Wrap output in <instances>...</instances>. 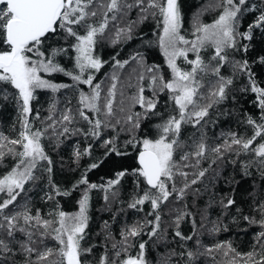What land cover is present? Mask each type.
<instances>
[{
	"label": "trees",
	"instance_id": "obj_1",
	"mask_svg": "<svg viewBox=\"0 0 264 264\" xmlns=\"http://www.w3.org/2000/svg\"><path fill=\"white\" fill-rule=\"evenodd\" d=\"M157 2L163 3L164 0H157ZM177 3L181 17L180 32L187 37H195L191 35L195 19L202 21L201 25H211L221 12V0H177ZM248 5H251L252 10L242 11V14L238 16L239 23L237 25V48L240 47V44H248L250 45L248 51L225 49L228 60L220 69V75L233 79V84L228 91V98L210 108L208 116L204 117L198 125L194 126L192 120L185 119L181 124L180 133L176 137L180 147L175 148V152L180 157L187 150L194 151L196 143L201 137L208 145V151L200 158L199 165L183 167L184 164H194L196 158L190 155L189 159L180 167V170L189 173L187 177L189 182L196 177L200 170H205L204 177H200L196 184H190L182 199L176 198L174 194L167 203L161 204L155 211L147 201L140 206L141 208L139 206L137 208L129 207L133 199L148 187L140 177L141 183L138 188L136 184L138 177L133 174V170L139 167L136 156L142 150L143 139L154 140V133L159 129V126L172 116L179 117V108L173 99L174 94L167 90H157L158 93L154 96L151 92V97L156 100V109L153 112H148L145 118L140 119L139 128H132L125 121L129 114L127 111L124 112V115L115 114L113 117L106 116V118L101 111L98 118L105 125L112 126H102L98 130L100 132L98 139L90 135L85 137L83 131H77L87 130L91 127L78 115L75 121L69 125L72 130L71 134L63 136L59 134L63 124L57 120L67 108H71L75 112L80 107L78 95L80 88L73 81L68 82L70 80L68 77L60 76L61 82L67 81L71 87L65 88L67 91L62 89L59 93L39 89L37 96L31 102L33 111L28 117L31 122H34L35 128L43 129L48 124L55 125L57 123L56 125H58L55 126V131L48 129L42 138L45 152L52 161L51 172L46 171L47 162L40 161L33 173L36 179L25 184L24 190L11 207L14 210H23L26 204L31 214L41 215L42 219L47 218L46 220L53 221L52 227H58L56 221L59 219V212L69 213L79 210L80 201L87 195L86 214L88 220L83 244L84 249L92 246V251L90 254L83 251L88 253L89 260H86V256L82 252V264H100L101 258L104 256L108 257L109 264H113V262L121 264L128 256L139 255V243L145 244L144 259L147 264H165L166 260L167 264H229L232 253L227 256L224 254L229 244L241 254L253 251L258 255L264 254V248L258 242L264 240V237L259 235L264 232V227L261 226V213L257 210L259 203H264V163L252 150L260 143H264V133L257 136L253 145L246 151L238 153L227 151L222 158H218V154L211 151L212 147L230 139L231 133H235L238 138L245 140L251 138L255 129L247 122L248 118L256 121L257 124L264 122L262 120L264 110L258 106L257 94L245 90L249 88L250 81L232 67L236 61L247 59L257 86L264 87V64L260 63V57L264 56V28L253 27L252 40H246L240 35V33L246 32L250 24H254L260 10L264 9V0H247L244 8H247ZM149 11L155 14L149 15L146 20H140L141 13L138 9L129 11L123 20L109 22L110 25L104 35L97 38L95 57L103 62L99 77L109 76L108 79H110L112 74L118 75L125 72L118 91L120 98L127 94L123 100L129 102L128 106L133 99L128 92L129 86L130 91L134 86H138V88L143 87L145 93H148L151 74L141 67L131 71L128 68L121 70L114 65L113 57L121 61H130L131 57L139 52L144 57L145 67H159V74L163 76L164 82L170 81L172 78L171 71L157 43V33L160 29L159 12L156 9ZM133 21L138 22L132 23ZM114 23L116 28L131 24V38L126 39L121 36L122 38L115 39ZM72 43L73 38L70 37L64 42L62 35L57 34L55 39L48 40L44 47L53 45L52 47L67 48ZM6 47V45H0V50H4ZM214 52V46L206 45L199 49L198 54L201 60L211 67L217 63L212 59ZM196 55L191 60L195 59ZM75 56L74 49L69 48L67 54L58 55L56 60L65 68L70 67L68 72L72 73L78 70ZM178 64L180 67H186L187 71L192 68V65L187 62H178ZM114 70L115 72H112ZM141 72L144 75L143 80L139 79ZM215 79L216 76L212 72L198 74V80L202 85L200 93H205L209 82ZM14 92L15 90L10 86L0 83V134H4L9 139L15 138L16 135L19 138L20 129L23 130L18 105L12 98ZM206 101L207 97L199 100V103L204 104ZM192 110L193 108H191ZM37 112L39 119L35 118ZM89 115L94 117L93 114ZM49 116L52 117V120L48 119ZM169 138H172L171 134ZM104 140H112L117 151L122 154L108 152L111 145L102 144ZM89 145H91L90 152L77 158L75 153L83 152ZM11 147L12 145L8 144V148ZM0 151H5L3 160L0 161L2 162L0 163V179H2L16 167V164H19V157L13 156V153H9L6 148L0 149ZM92 163H96L98 167L89 169V165ZM121 171H124L125 175L121 178L120 183L109 188L108 181L116 179V174ZM85 173L89 185L96 184L97 188H90L89 185L79 183ZM174 179L177 189L183 187V177L176 175ZM101 185L104 187H100ZM57 190L68 194L56 195ZM132 191L135 193V197L132 196ZM113 192L117 193L115 197L112 196ZM49 194L52 196L51 199L48 198ZM105 195L108 196L106 202H104ZM229 198L234 199L236 203L232 207L226 208L223 202ZM181 213L186 215L179 221L178 230L185 236H191L190 240H181L174 235L177 230L176 217ZM157 214L160 217L158 222L155 221ZM245 216H250L255 222L245 220ZM149 221H153V223H149ZM157 223L158 227L155 226ZM133 227L137 228L140 234L129 238L131 245L125 246V234ZM153 229L156 231V235L149 236L148 233ZM49 232H51V228ZM51 239L49 237L44 243L56 251L58 249L54 245L56 242ZM217 245H224V247L217 248ZM208 249H212V251L208 252ZM188 252L194 253L191 261L187 257ZM180 253L184 255H180ZM91 255L92 257H90ZM17 264H23V261L17 259ZM236 264H239V261Z\"/></svg>",
	"mask_w": 264,
	"mask_h": 264
},
{
	"label": "snow or ice",
	"instance_id": "obj_2",
	"mask_svg": "<svg viewBox=\"0 0 264 264\" xmlns=\"http://www.w3.org/2000/svg\"><path fill=\"white\" fill-rule=\"evenodd\" d=\"M247 0H221V12L215 22L211 25H199L196 29L198 35L195 41L186 40L179 34L180 28V11L177 0H164L158 3L157 0H0V45H6L4 50H0V83L8 85L15 92L12 94L13 101L18 105V111L22 120V131L19 138L8 140L0 134V140L7 143H0V149H7L9 153H13L19 157V164L16 165L7 175L0 179V193L4 194V198L0 199V264H17V259L23 261V264H82V249L80 242L84 238V232L87 227L88 217L86 216L88 197L87 195L80 201L79 213L67 217L63 211L59 212V219L56 221L58 227H52L53 221L42 219L38 214H31L27 205L23 210H14L11 206L15 204L17 197L24 190L25 184L34 181V170L40 161H46L48 167L46 171L51 172V159L45 152L42 138L48 129L55 131L54 124H48L45 128H36L33 130L28 117L32 114L31 102L35 98L37 89H48L53 92L59 88L69 87L66 84L58 85L51 80L46 79L42 74L63 73L71 76V79L78 84L88 85L92 89L90 95L84 92L80 93L79 105L75 112L71 108H67L58 122H63V127L59 134H71V125L78 115L91 126L83 131V135L93 138H99V129L105 125L99 118L88 115L89 112L99 114L102 110L106 116L112 115V99L100 104V84H93V75L89 74L84 77L86 69H94L99 71L103 66V62L93 57L92 53L97 43V37L103 36L105 29L110 21L118 22L123 20L133 9H138L141 13L140 20L148 19L149 15L155 13L150 9L158 10L163 16V35L161 46L164 48V55L167 58L168 68L171 70L172 78L170 81L164 82V78L159 74L158 66H147L143 64L144 57L137 52L131 57L137 61L144 71L151 74L150 82L156 90H167L174 94L173 99L179 108V117L172 116L164 124L159 126V138L155 140L143 139L142 151L138 155L139 167L133 170V174L138 177L136 180L139 188L141 180L148 187L142 190L135 197L131 208L142 206L146 201L151 204L153 211L158 209L161 204L167 203L170 197L175 194L176 198L182 199L187 188L197 183L200 177H204L205 170H200L196 177L190 182L187 181L188 172L180 170L177 161H174L173 155L175 148L180 147L176 137L180 133L181 124L185 119L193 121L194 126L200 124L204 117L209 114V109L228 98V91L233 84V79L220 75V69L228 60L225 49H236L247 52L250 45L241 44L237 48V25L239 23L238 16L244 10H252L251 5L247 8L244 6ZM98 18V19H97ZM133 21L132 23H137ZM116 38L123 36L126 39L131 38L132 26L126 24L125 27L116 28ZM253 27L264 28V9L260 10L259 16L256 17L254 24H250L248 29L240 35L246 40H252ZM57 34H61L62 38L67 41L73 38V43L67 48L61 47H44L48 40H54ZM211 41L215 48L213 60L217 63L211 67L205 64L199 54L198 49L203 46L205 41ZM188 45L189 47H178V45ZM69 48L74 49L76 53V68L79 69L78 74L68 72L56 60L58 55L67 54ZM197 52L196 58L188 59V53ZM183 57L184 60L192 65L191 70L184 71L177 66L176 60ZM114 65L117 68H123L129 63L127 60H117L113 57ZM260 63L264 64V56L260 57ZM235 71L245 75L250 81V90L257 94L258 106L264 110V87H258L254 78V74L247 59L236 61L232 65ZM212 72L216 79L210 81L205 93H200L201 82L198 80V74ZM113 81L117 78L112 77ZM139 79L143 80V72L140 73ZM161 81L159 85L157 82ZM116 83L111 84L108 91L109 97H114ZM144 88L139 89V95L135 102L145 109V112H153L156 109V100L153 98H145L143 95ZM207 97V102L200 104L199 100ZM7 99V97H5ZM54 106V105H53ZM192 106L193 110L188 111V107ZM140 113L128 115L125 120L132 128L140 127ZM36 119H39V113H36ZM194 118V119H193ZM52 119L51 116L48 117ZM264 120V117H262ZM247 122L253 125L255 131L251 138H238L235 133L230 134V139L224 140L220 145L211 148V151L218 154V158H222L227 151H246L252 145L257 136L264 133V122L257 124L256 121L248 118ZM119 123V121H117ZM50 134V133H49ZM171 134L172 138H169ZM132 143V141H129ZM8 144L18 146L8 148ZM104 145H111L108 152H116L121 155L114 146L112 140L102 141ZM91 145L83 150L77 151L76 157L87 155L90 152ZM256 156L261 158L264 163V143H260L258 147L252 149ZM208 151V145L203 137L196 143L195 150H187L181 156V160L187 161L189 156L196 159L193 165L184 164V168L197 166ZM5 153L0 151V161L3 160ZM98 165L92 163L89 169L96 168ZM125 175L124 171L116 174V179L108 181V187L120 183L121 178ZM179 175L184 178L183 187L177 189L174 177ZM79 183L89 185L86 173L82 175ZM171 186V187H170ZM90 188H97L96 184H90ZM100 187H104L101 185ZM198 191V190H197ZM56 195H67L58 190ZM117 193L113 192L115 197ZM51 199V194L48 195ZM108 196L105 195V200ZM224 207L230 208L236 203L234 199H227ZM261 213V226L264 227V203H259L257 209ZM151 215V213H149ZM186 214L181 213L176 217V227L174 235L181 240H190L191 236H185L179 229V221ZM157 214L155 221H159ZM245 220L255 222L250 216H245ZM70 221V222H69ZM153 223V221H149ZM158 227V223L155 225ZM51 228V232L49 229ZM214 231L216 229H213ZM54 233V235H53ZM137 228L129 229L125 234V246H130L129 238L139 235ZM149 236H155L156 231L150 230ZM260 237H264L261 232ZM51 237L55 239L59 248L54 251L52 248L44 244V241ZM264 248V240L258 241ZM43 245V247H41ZM115 247V245H114ZM224 245H217L222 248ZM139 255L128 256L121 264H147L144 259L145 244L139 243ZM126 250V247H125ZM84 252H90L91 249H83ZM211 252L212 249H208ZM232 253L229 264H264V254H257L255 251L246 254L236 252L229 244L225 255ZM119 255V253H117ZM180 255H184L180 253ZM187 257L191 261L194 253L188 252ZM246 257V258H245ZM100 264H109L108 257L101 258ZM115 264V262H113ZM167 264V260L165 261Z\"/></svg>",
	"mask_w": 264,
	"mask_h": 264
},
{
	"label": "rangeland",
	"instance_id": "obj_3",
	"mask_svg": "<svg viewBox=\"0 0 264 264\" xmlns=\"http://www.w3.org/2000/svg\"><path fill=\"white\" fill-rule=\"evenodd\" d=\"M111 22V21H110ZM158 22L160 23V29H159V32L157 33V43H158V47L160 48V50H161V52L163 53V55H164V48L161 46V40H163V39H165L164 38V35H163V27H164V24H163V16L162 15H160L159 14V17H158ZM202 24V21H198L197 19H195L194 20V22H193V24H192V32H191V35H194L195 37L194 38H192V37H187V36H185V35H182L183 33L182 32H180V28H179V34L181 35V36H183L186 40H189V41H195L196 39H197V36L198 35H202V33H197L196 32V29H197V27L199 26V25H201ZM108 25H110V24H108ZM120 28V27H119ZM107 29V28H106ZM106 29H105V31H106ZM123 37V36H122ZM122 37H120V38H122ZM98 38V37H97ZM120 38H118V39H120ZM115 39H117L116 37H115ZM117 39V40H118ZM98 41V40H97ZM206 45H210V46H213L212 45V43H211V41L209 40V41H205L204 42V44H203V46H201L199 49H201L202 47H204V46H206ZM96 47H97V43H96V46H95V49H96ZM178 47H189L188 45H183V44H180V45H178ZM95 49H94V51H93V53H92V55H93V57H95ZM199 49H198V51H199ZM191 52V53H190ZM189 53H188V59L189 60H191L192 59V57H194L195 55H196V53L197 52H192V51H190ZM76 57V56H75ZM96 58V57H95ZM164 58H165V62H166V64H167V58L165 57V55H164ZM76 61V60H75ZM178 62H186L185 60H184V58L183 57H178L177 58V60H176V64H177V66L178 67H180L179 66V64H178ZM62 67H64L63 65H61ZM168 66V65H167ZM138 67H140V65L137 63V61H134V60H130L129 61V63L128 64H126L123 68H121V70H126V68H128V70H135V69H137ZM65 68V67H64ZM182 70H184V71H187V69H186V67H180ZM67 71L70 69V67H68V68H65ZM101 69V68H100ZM100 69H99V71L97 72L96 70H94V69H86L85 71L86 72H84V77H87V75H89V74H91V75H93V77L95 78V79H93V84L95 85L96 83H99L100 84V96H101V99H100V104L101 105H103L105 102H106V100L107 99H112V117L115 115V114H118V115H124V112H128L129 114L128 115H133L134 116V114H136V113H140L141 114V117H140V119H143V118H145L146 117V115L148 114V112L146 113L145 112V109L144 108H141L140 107V105L138 104V103H136L135 102V100H136V97L139 95V89L141 88V87H139L138 88V86L137 87H133V89H132V91H130V86H129V89H128V92H129V94H130V96L133 98V99H131V103H130V106H128L129 105V102H127L126 100H123L124 99V96H126L127 94H125L122 98H120V96H119V89H118V87L120 86V81H121V78L122 77H124V75H125V72H123V73H120V74H118V75H116V74H112V76L110 77V78H112L113 76H115L117 79L115 80V81H113V79H111L113 82H115L116 83V88H115V92H114V97H109L108 96V91L110 90V88H111V84L113 83L112 81H110V79H108V77H99L100 75H99V72H100ZM171 71V70H170ZM112 72H115V70L114 71H112ZM73 74H77V73H79V69L77 70V71H75V72H72ZM89 73V74H88ZM172 74V73H171ZM42 75H44L45 76V78L46 79H49V80H51L53 83H56V84H58V85H61V84H66V85H68L67 83L69 82V81H73V83L75 84V85H77V86H79V91H78V95H79V99H80V93L81 92H84L86 95H90L91 93H92V89L91 88H89L88 87V85H84V84H78L76 81H74V80H72L71 79V76H68V75H65V74H63V73H59V72H56V73H52V74H42ZM60 76H66V77H68L70 80H68V82L67 81H62L61 82V78H60ZM171 77H172V75H171ZM104 80V81H103ZM108 80V81H107ZM105 82V83H104ZM111 82V83H110ZM160 83H162L161 81H159L158 80V82H157V84L159 85ZM73 84V85H74ZM102 85V86H101ZM69 86V85H68ZM69 87H71V86H69ZM62 89H65V88H59L57 91H55V92H53V91H51V90H48V89H44V90H47V91H50L51 93H59V91L60 90H62ZM39 89H37L36 90V92H35V96H37V91H38ZM151 92L154 94V96H156L157 95V93H158V91L156 90V89H154L153 88V86L151 85V82H150V85H149V90H148V93H145V90H144V93H143V95L145 96V98H152L151 97ZM149 93H150V95H149ZM35 99V98H34ZM33 99V100H34ZM32 100V101H33ZM123 103V104H122ZM191 108H192V106L190 107H188V111L189 112H191ZM115 109H117V110H115ZM102 112H103V114H104V116H105V118H106V115H105V112L102 110ZM89 114H93V116H94V118H98V114H96V113H94V112H89L88 113V115ZM107 117H110V116H107ZM135 117V116H134ZM189 120V119H188ZM30 121V123H31V126H32V128H33V130L34 129H36L35 127H34V122L32 121L31 122V120H29ZM126 121V120H125ZM20 131H22L21 129H20ZM3 136H4V134H3ZM5 137V136H4ZM154 140L155 139H158L159 138V132H158V129H157V131L154 133ZM12 139H17V135L15 136V138H12ZM8 140H11V139H9L8 138ZM0 143H7V141H4V140H0ZM42 144H43V142H42ZM13 147H15L16 148V150H19L18 149V146H12L11 148H13ZM13 156H17V155H15V154H13ZM181 157H180V155L179 154H177L175 151H174V155H173V159H174V161H177V163H178V166L179 167H182L181 165H183L186 161L185 160H181L180 159ZM17 165V164H16ZM2 197H4V194L3 193H0V199L2 198ZM79 213V210H77V211H73V212H69V213H66L67 214V217H72V216H74V215H76V214H78ZM86 214V213H85ZM86 216H87V214H86ZM70 222V221H69ZM53 235H54V233H53ZM85 237H86V235H85V232H84V238L81 240V242H80V245H81V249H82V252H83V249H84V240H85ZM56 243H54V245L55 246H57L58 248H59V245H58V243H57V241L55 240V239H53ZM84 253V252H83ZM85 254V258H86V260H89L88 259V255L86 254V253H84Z\"/></svg>",
	"mask_w": 264,
	"mask_h": 264
},
{
	"label": "bare ground",
	"instance_id": "obj_4",
	"mask_svg": "<svg viewBox=\"0 0 264 264\" xmlns=\"http://www.w3.org/2000/svg\"><path fill=\"white\" fill-rule=\"evenodd\" d=\"M255 2H256V1H255ZM258 2H259V1H258ZM258 2H256V3H258ZM256 8H257V7H256ZM245 11H246V10H245ZM250 13H251V12H250ZM250 13H249V14H250ZM58 39H59V38H58ZM238 41H241V40H238ZM64 42H65V40H64ZM68 42H69V41H68ZM237 43H238V42H237ZM68 44H69V43H68ZM240 45H241V44H240ZM52 46H53V45H52ZM190 53H191V52H190ZM85 72H86V71H85ZM97 72H98V71H97ZM75 74H76V73H75ZM77 74H78V73H77ZM88 74H89V73H88ZM108 77H109V76H108ZM94 79H95V78H94ZM111 79H112V78H110V81H112ZM103 81H104V80H103ZM107 81H108V80H107ZM112 82H113V81H112ZM104 83H105V82H104ZM110 83H111V82H110ZM101 86H102V85H101ZM259 86H260V85H259ZM68 89H70V88H68ZM64 90H66V89H64ZM66 91H67V90H66ZM205 98H206V97H205ZM200 101H201V100H200ZM206 102H207V101H206ZM252 103H253V102H252ZM176 111H177V110H176ZM178 111H179V110H178ZM178 111H177V112H178ZM79 119H80V118H79ZM51 120H52V119H51ZM58 120H59V119H58ZM58 120H57V121H58ZM80 121H81V120H80ZM83 122H84V121H83ZM83 122H82V123H83ZM56 124H57V123H56ZM56 124H55V126L57 127L58 125H56ZM59 124H60V123H59ZM61 124H63V122H62ZM73 125H74V124H73ZM74 126H75V125H74ZM76 134H77V133H76ZM63 136H64V135H63ZM75 136H76V135H75ZM73 137H74V136H73ZM77 137H78V136H77ZM66 138H67V137H66ZM78 138H79V137H78ZM70 139H73V138L70 137ZM4 152H5V151H4ZM0 163H2V162H0ZM8 164H9V163H8ZM133 181H134V180H133ZM104 185H105V184H104ZM106 186H107V185H106ZM133 186H134V185H133ZM102 190H105V189H102ZM112 190H113V189H112ZM112 190H111V191H112ZM132 190H133V189H132ZM143 190H144V189H143ZM32 191H33V190H32ZM111 191H110V192H111ZM133 191H134V190H133ZM133 191H132V193H133ZM118 192L120 193L119 189H118ZM129 192H130V191H129ZM28 194H29V193H28ZM103 194H104V193H103ZM134 194H135V193H133L132 196H134ZM26 195H27V194H26ZM107 195H108V194H107ZM118 195H121V194H118ZM123 195H125V194H123ZM130 196H131V195H130ZM24 197H25V196H24ZM31 197H32V196H31ZM103 197H104V195H103ZM134 197H135V196H134ZM134 197H133V198H134ZM130 198H131V197H130ZM101 199H102V198H101ZM121 201H122V199H121ZM104 202H106V200H105ZM128 202H129V200H128ZM97 203H98V202H97ZM102 203H103V202H102ZM125 203H126V202H125ZM105 204H106V206H107V203H105ZM105 204H102V205L105 206ZM127 205H128V204H127ZM98 208H99V207H98ZM139 208H141V207L139 206ZM139 208H138V209H139ZM99 209H101V208H99ZM96 210H97V209H96ZM99 211H100V210H99ZM105 211H106V210H105ZM103 212H104V210H103ZM99 213H100V212H99ZM100 214H101V213H100ZM102 214H103V213H102ZM40 216H41V215H40ZM46 219H47V218H46ZM98 219H99V218H98ZM98 219H97V220H98ZM246 229H247V228H246ZM241 231H242V230H241ZM254 232H255V231H254ZM48 239H49V238H48ZM51 241H52V239H51ZM44 244H45V243H44ZM98 246H99V245H98ZM91 247H92V246H91ZM91 247H90V249H92ZM103 250H104V249H103ZM91 251H92V250H91ZM96 252H97V251H96ZM87 254H88V253H87ZM89 254H90V252H89ZM90 257H92V255H91ZM98 258H99V257H98ZM96 262H97V260H96ZM94 263H95V262H94Z\"/></svg>",
	"mask_w": 264,
	"mask_h": 264
},
{
	"label": "water",
	"instance_id": "obj_5",
	"mask_svg": "<svg viewBox=\"0 0 264 264\" xmlns=\"http://www.w3.org/2000/svg\"><path fill=\"white\" fill-rule=\"evenodd\" d=\"M140 151H142V150H140ZM139 151V152H140ZM139 152L137 153V156H136V161H137V164H138V155H139ZM139 165V164H138Z\"/></svg>",
	"mask_w": 264,
	"mask_h": 264
}]
</instances>
